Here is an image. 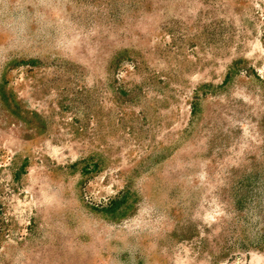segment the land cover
<instances>
[{
    "label": "rangeland",
    "instance_id": "rangeland-1",
    "mask_svg": "<svg viewBox=\"0 0 264 264\" xmlns=\"http://www.w3.org/2000/svg\"><path fill=\"white\" fill-rule=\"evenodd\" d=\"M0 264H264V0H0Z\"/></svg>",
    "mask_w": 264,
    "mask_h": 264
}]
</instances>
